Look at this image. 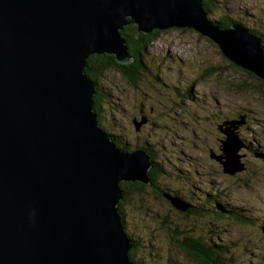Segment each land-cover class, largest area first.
<instances>
[{
	"label": "water",
	"instance_id": "1",
	"mask_svg": "<svg viewBox=\"0 0 264 264\" xmlns=\"http://www.w3.org/2000/svg\"><path fill=\"white\" fill-rule=\"evenodd\" d=\"M127 23L191 28L264 81L261 38L237 22L220 27L203 0H0V264H133L120 183L149 184L152 163L99 126L85 73L92 54L132 61ZM242 122L219 126L221 154L210 152L227 174L244 168Z\"/></svg>",
	"mask_w": 264,
	"mask_h": 264
},
{
	"label": "rangeland",
	"instance_id": "2",
	"mask_svg": "<svg viewBox=\"0 0 264 264\" xmlns=\"http://www.w3.org/2000/svg\"><path fill=\"white\" fill-rule=\"evenodd\" d=\"M213 3L207 17L216 24L227 15L249 30L264 31V0ZM145 47V69L134 85L115 69L98 77L104 93L102 129L132 150L146 143L162 170L157 184L180 196L173 197L197 202L203 192L217 193L232 206L243 207L247 223L210 218L216 223L201 229L228 244L232 264H264V164L257 155L264 153L263 80L246 73L216 42L191 28L159 30ZM229 120L243 121L235 133L243 142L237 153L244 168L234 174L223 172L221 163L210 157V151L221 154L225 135L217 127ZM143 190L142 197L133 193L122 205L125 232L138 245L135 261L197 264L178 246L197 220L182 216L164 193Z\"/></svg>",
	"mask_w": 264,
	"mask_h": 264
},
{
	"label": "trees",
	"instance_id": "3",
	"mask_svg": "<svg viewBox=\"0 0 264 264\" xmlns=\"http://www.w3.org/2000/svg\"><path fill=\"white\" fill-rule=\"evenodd\" d=\"M213 1L214 0H203V8L205 9L206 12L211 11V8L214 4ZM216 22L220 27L225 28L230 26L231 23L239 22V21L232 19L227 15H222V17H219ZM250 31L255 36L261 38V45L264 50V31H259L257 29L256 30L250 29ZM120 32L121 35L126 40L129 54L133 57L131 62L127 64H119L115 61L113 55L106 53L92 54L86 60L85 73L90 79L93 80L95 84V92L93 95L94 109L97 113L98 124L101 128H103L101 123L103 118L101 117L100 112L102 111L101 102L104 98V93L99 87L98 77L103 74V71H106L108 69H115L130 85H134L136 80L139 78L142 70L145 69L143 63L144 54L146 53L144 52V50L146 49L145 46L148 45V42L152 38H154L155 35H157L159 30L155 29L149 33H144V34L141 33L140 35H136V25L129 23L123 26ZM231 67H235L238 69V67L234 65H231ZM247 72L252 77L258 79V77H256L252 72L246 71V73ZM110 135L112 136V139L117 146L121 147L123 150L126 151L132 150L125 143L121 142L119 138H117V136L111 133ZM136 148L145 150L152 163L148 171L150 183L144 184L139 181H134V182L122 181L120 183V186L123 189V198L118 203V210L121 214L123 225L125 223L124 220L125 217H124V211L122 205L126 203L128 197L131 194L135 193L137 196L142 197V192L144 191L143 189L147 187L151 189V191H154L155 193L159 194V196H162L163 193L169 194L170 196H179L173 191L171 192L162 189L157 184L156 179L161 175L162 170L160 165L155 161L156 158L152 155V152L147 148V144L145 143L144 146L143 145L137 146ZM257 155H259L261 162L264 164V153L257 152ZM183 200L187 204L188 208L187 210L181 211L180 213L185 218H190V217L195 218V220H197L196 221L197 225L195 226L194 230H190L188 234L183 236V238H181L180 242L178 243L180 244L178 246L180 247L181 252L185 256L187 255L189 260H192V262H196L197 264H232L233 261L231 259V256H227V254H229L228 244L218 243L217 239L219 238H216L215 237L216 235L215 236L207 235V233L210 232L202 230L201 227L205 223H209L212 225L216 223L211 221L210 218L215 219L216 221L229 220L232 222L245 224L249 219L248 215L245 214L247 213L246 210L241 206H232L231 204L228 203L227 200L222 199L221 196L217 193L212 194V193L203 192L200 195H198V197L196 198L197 202L189 198ZM208 218L211 222L207 221ZM130 238L132 239L133 245L131 250L129 251V259L133 262V264H139L135 261V254H134L138 246L137 242L131 236Z\"/></svg>",
	"mask_w": 264,
	"mask_h": 264
},
{
	"label": "bare ground",
	"instance_id": "4",
	"mask_svg": "<svg viewBox=\"0 0 264 264\" xmlns=\"http://www.w3.org/2000/svg\"><path fill=\"white\" fill-rule=\"evenodd\" d=\"M124 226V225H123ZM125 229V228H124Z\"/></svg>",
	"mask_w": 264,
	"mask_h": 264
}]
</instances>
